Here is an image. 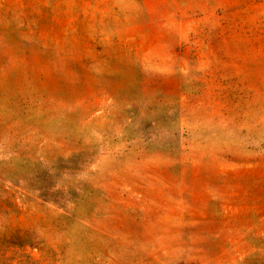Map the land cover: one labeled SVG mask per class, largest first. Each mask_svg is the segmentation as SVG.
<instances>
[{"label": "rangeland", "instance_id": "rangeland-1", "mask_svg": "<svg viewBox=\"0 0 264 264\" xmlns=\"http://www.w3.org/2000/svg\"><path fill=\"white\" fill-rule=\"evenodd\" d=\"M0 264H264V0H0Z\"/></svg>", "mask_w": 264, "mask_h": 264}]
</instances>
